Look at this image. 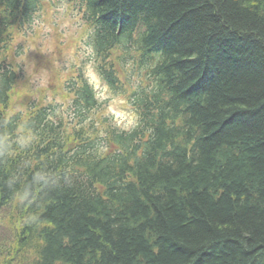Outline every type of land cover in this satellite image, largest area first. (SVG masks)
Masks as SVG:
<instances>
[{"label":"trees","instance_id":"16d2710c","mask_svg":"<svg viewBox=\"0 0 264 264\" xmlns=\"http://www.w3.org/2000/svg\"><path fill=\"white\" fill-rule=\"evenodd\" d=\"M48 1L0 0V264H264V0H66L100 71L121 46L149 68L128 132L80 70L66 108L12 110Z\"/></svg>","mask_w":264,"mask_h":264},{"label":"rangeland","instance_id":"374dc122","mask_svg":"<svg viewBox=\"0 0 264 264\" xmlns=\"http://www.w3.org/2000/svg\"><path fill=\"white\" fill-rule=\"evenodd\" d=\"M81 24L82 19L77 7L70 9L66 0H50L46 11L36 16L28 27L27 34L18 43L21 44L23 54L19 62L24 65L25 77H28V80L25 84L21 83L12 94V110H16L19 105L23 106L27 101L37 99H54L58 104H63L65 101H60L58 97L60 87L55 85L53 80L55 68L67 69L72 62L83 61V69L95 83L100 100L107 102L104 113L110 115L119 126L130 129L136 122L135 116L124 103L123 97L114 96L104 88L95 74L90 49L87 47L86 54L74 58L79 48ZM85 28L84 26L83 30ZM18 53L20 54L19 49ZM128 56L132 61V73L136 76L131 81L137 82L138 76L145 74L146 68L138 59L137 53ZM65 76L66 73L62 74V78ZM52 91H55L56 96H52Z\"/></svg>","mask_w":264,"mask_h":264},{"label":"clouds","instance_id":"9594fccd","mask_svg":"<svg viewBox=\"0 0 264 264\" xmlns=\"http://www.w3.org/2000/svg\"><path fill=\"white\" fill-rule=\"evenodd\" d=\"M25 139H31V134L29 133V135L25 138Z\"/></svg>","mask_w":264,"mask_h":264}]
</instances>
